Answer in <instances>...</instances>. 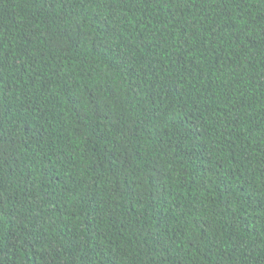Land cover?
I'll use <instances>...</instances> for the list:
<instances>
[{
    "label": "trees",
    "instance_id": "trees-1",
    "mask_svg": "<svg viewBox=\"0 0 264 264\" xmlns=\"http://www.w3.org/2000/svg\"><path fill=\"white\" fill-rule=\"evenodd\" d=\"M0 264H264V0H0Z\"/></svg>",
    "mask_w": 264,
    "mask_h": 264
}]
</instances>
